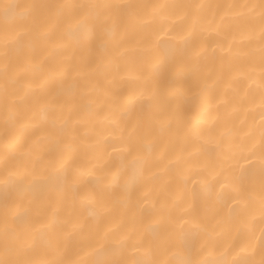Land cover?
<instances>
[{"label": "bare ground", "instance_id": "bare-ground-1", "mask_svg": "<svg viewBox=\"0 0 264 264\" xmlns=\"http://www.w3.org/2000/svg\"><path fill=\"white\" fill-rule=\"evenodd\" d=\"M0 264H264V0H0Z\"/></svg>", "mask_w": 264, "mask_h": 264}]
</instances>
